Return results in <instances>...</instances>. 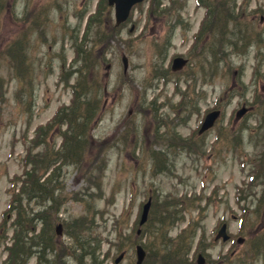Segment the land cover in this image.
Listing matches in <instances>:
<instances>
[{
    "label": "rangeland",
    "instance_id": "obj_1",
    "mask_svg": "<svg viewBox=\"0 0 264 264\" xmlns=\"http://www.w3.org/2000/svg\"><path fill=\"white\" fill-rule=\"evenodd\" d=\"M200 1L144 0L117 26L107 0H0V264H10L18 216L23 228L39 231V212L54 239L42 264H136L137 244L146 250L143 264H197L200 253L204 264H264V252L250 250L264 227V206L252 197L244 206L253 192L241 162L264 150V0ZM92 16L100 34L89 28ZM85 36L95 47L86 82L100 109L81 159L54 165L55 213H47L52 194L27 193L25 165L36 153L62 148L65 126H49L73 107L74 71L82 64L76 48L86 49ZM178 57L189 63L176 71ZM181 104L186 123L177 121ZM242 105L251 111L237 119ZM216 108L221 119L199 135L204 115ZM178 136L182 144H171ZM150 196V221L137 236ZM76 219L86 229L81 241L72 237ZM224 221L232 239L216 242ZM189 225L185 245L179 233ZM168 249L182 259L165 260ZM36 251L24 254L23 264H38Z\"/></svg>",
    "mask_w": 264,
    "mask_h": 264
},
{
    "label": "trees",
    "instance_id": "obj_2",
    "mask_svg": "<svg viewBox=\"0 0 264 264\" xmlns=\"http://www.w3.org/2000/svg\"><path fill=\"white\" fill-rule=\"evenodd\" d=\"M101 23L99 22L97 16H92L89 21V28L98 30V34L101 33ZM88 31L90 32V29ZM86 34V35H87ZM95 36H99L95 33ZM86 45V49L84 45H78L76 48V58H79L78 62L82 64L78 69H75V73L78 74L76 79V85L73 86L74 99H73V107L71 108H63L61 112H59L55 118V120L59 121L60 126H65L66 129L62 132L63 142L61 144V150L57 153H54L52 156L47 154L36 153L33 159L28 160L26 164V178H30V181L27 183L29 186L27 189V193L37 198V194L41 195L42 192L45 195L52 194L49 196V200L51 203L47 207L49 211L47 213H55L53 211L54 206L56 205L55 198V189L50 186V182L55 179L59 175V167H54L57 163H72L75 161H79L82 157L83 152L85 151V143L88 139V128L89 125L95 120V116L100 109V100L94 99L92 95L96 93L95 90L90 91L91 88H88L86 78H88L89 69L87 64L90 60L91 51L95 48L93 43H89L86 40L82 42ZM89 43V45H88ZM87 55V61L86 60ZM85 63V66L83 65ZM69 112V113H68ZM64 113L66 117L61 120ZM239 145H242V141L240 139ZM38 145V144H37ZM190 146L193 147L191 143ZM199 151V149H196ZM64 152V153H63ZM241 157V156H240ZM253 163V168L251 170V174L253 175V179L248 186L250 187V191L253 194L247 196V198L252 197L253 203H256V206L260 210L264 206V150H262L259 154L255 155L253 159H244V166L248 163ZM29 167V169H27ZM53 168L52 172L55 173L54 176L51 174L48 177H43L48 170ZM43 179V180H42ZM247 186V187H248ZM243 188H240V191ZM54 194V195H53ZM246 198V199H247ZM238 199H240L238 197ZM246 211V210H245ZM246 215L244 216V219ZM36 219L40 223H42L41 231L37 230V226H33V228L26 230L22 225V214L18 216L14 228V238L11 246H8V251L10 253L9 263L10 264H23V255H29L33 253L34 247H36L38 253L37 258L39 260L38 264H42L45 260V249L50 247V244L54 241L51 236L48 235L49 229L53 231L52 226L50 225V221L45 216L43 217V212H39L36 214ZM34 221V219H32ZM82 219H76L73 223V229H75V234H73V238L77 241H81L83 238V233L85 232V226L81 223ZM31 227V226H30ZM50 227V228H49ZM47 229V230H46ZM8 229L4 230V233H7ZM190 231V226L186 228L183 233L179 236L180 241H185V245H187V234ZM70 233V230L68 231ZM28 233H31L32 236L28 238ZM257 235L255 236V240L257 244L252 246L251 249L255 255L259 254L260 251L264 250V227L262 230H257ZM31 242H29V241ZM77 247V246H76ZM80 252L83 253V249L79 246ZM181 249V247H180ZM52 250V249H51ZM188 252L191 250V246L187 248ZM165 255V260H169L172 255L182 259L179 256V253H176L172 249H168ZM175 253V254H174ZM85 254V253H83ZM88 255L93 259L95 258V249L92 248L89 250ZM167 263V262H166ZM94 264V263H93Z\"/></svg>",
    "mask_w": 264,
    "mask_h": 264
},
{
    "label": "water",
    "instance_id": "obj_3",
    "mask_svg": "<svg viewBox=\"0 0 264 264\" xmlns=\"http://www.w3.org/2000/svg\"><path fill=\"white\" fill-rule=\"evenodd\" d=\"M108 1H109V4H111V5L115 4L116 21H117V24H120L128 18L132 6L135 3L140 2L142 0H108ZM123 62H124V69L126 72L127 68H128V60H127L126 56H123ZM183 64H184V62L182 60H176L175 64H174V69H178V68L182 67ZM246 111H247L246 108L241 109L238 112V116H242ZM218 116H219V111H214V112H211L210 114H208L204 120V123H203L201 129H200V133L204 132L206 129L213 126V124L215 123ZM150 206H151V200H149L143 206V211H142V215H141V219H140V225H142L146 222V220L148 218ZM58 233L60 234V230L58 231ZM138 233H140V229L138 230ZM219 237H222L224 241L229 239V235L227 234V224L226 223H224L222 225V227L220 228V231H219L216 239H218ZM239 241H241V240H239ZM136 251H137V263L136 264H141L145 258V255H146L145 250L143 249V247L141 245H138L136 248ZM123 256H124V254H121L115 260V262L119 263L121 261V259L123 258ZM198 264H204V258L202 255H199V257H198Z\"/></svg>",
    "mask_w": 264,
    "mask_h": 264
},
{
    "label": "bare ground",
    "instance_id": "obj_4",
    "mask_svg": "<svg viewBox=\"0 0 264 264\" xmlns=\"http://www.w3.org/2000/svg\"><path fill=\"white\" fill-rule=\"evenodd\" d=\"M48 172H50V170H48Z\"/></svg>",
    "mask_w": 264,
    "mask_h": 264
}]
</instances>
